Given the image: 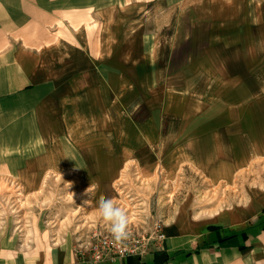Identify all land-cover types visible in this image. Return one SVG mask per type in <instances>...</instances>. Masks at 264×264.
Here are the masks:
<instances>
[{
    "label": "crops",
    "instance_id": "0c3cea01",
    "mask_svg": "<svg viewBox=\"0 0 264 264\" xmlns=\"http://www.w3.org/2000/svg\"><path fill=\"white\" fill-rule=\"evenodd\" d=\"M137 71L149 76L133 86L144 95L137 115L169 117L171 101L182 102L176 137L146 140L188 142L147 157L164 158L166 179L188 168L243 201L193 222L182 212L164 225L159 248L102 264H264V0H0L3 118L41 114L68 139L99 141L116 172L123 151L98 128L112 111L121 123L123 79L134 85ZM89 163L61 172L102 190L105 169ZM0 264L86 262L65 230L46 254H2Z\"/></svg>",
    "mask_w": 264,
    "mask_h": 264
},
{
    "label": "rangeland",
    "instance_id": "374dc122",
    "mask_svg": "<svg viewBox=\"0 0 264 264\" xmlns=\"http://www.w3.org/2000/svg\"><path fill=\"white\" fill-rule=\"evenodd\" d=\"M133 67L124 64L125 69ZM138 71L134 85L131 78L123 79L121 123H114L112 111L111 124L97 127L108 140L106 144L113 149L118 145L123 151L122 168L116 172L114 160L100 157L103 149L99 141L92 140L88 145L68 139L60 127L41 114L30 118L26 111L17 117L3 118L0 111V256L46 254L65 230L74 237L75 254L79 249L85 252L93 236L110 233L109 224L98 212L101 197L111 198L127 213L128 231L135 233H149L156 223L164 229L182 212H187L193 222L209 217L227 203L243 201L240 190L213 189L188 168L177 171L172 180L166 179L164 170L170 178L173 171L164 167L160 156L151 158L154 168L150 171L146 166L151 160L148 155L177 149L188 142L146 140L147 135L176 137L180 127L173 120V113L180 110L182 102L171 101L169 117L160 115L148 120L142 112L137 115L144 95L137 96L133 86L138 84L142 89L149 77ZM186 98L191 100L192 95ZM86 129L81 127L82 132L86 133ZM73 130H79V126ZM100 130L90 132L91 137ZM83 160L105 169L99 175L104 182L102 190L97 184L86 195L80 182L81 172H61ZM76 176L75 183H71ZM225 232L230 235L233 231Z\"/></svg>",
    "mask_w": 264,
    "mask_h": 264
},
{
    "label": "built area",
    "instance_id": "2783aa9c",
    "mask_svg": "<svg viewBox=\"0 0 264 264\" xmlns=\"http://www.w3.org/2000/svg\"><path fill=\"white\" fill-rule=\"evenodd\" d=\"M129 234V238L123 242H116L111 232L95 235L85 252L79 249L76 255L85 260L86 264H102L127 256L141 258L159 248L165 237L160 223H156L149 233L129 231Z\"/></svg>",
    "mask_w": 264,
    "mask_h": 264
},
{
    "label": "clouds",
    "instance_id": "9594fccd",
    "mask_svg": "<svg viewBox=\"0 0 264 264\" xmlns=\"http://www.w3.org/2000/svg\"><path fill=\"white\" fill-rule=\"evenodd\" d=\"M85 194L88 195V189ZM98 212L100 217L109 224L110 232L116 242H123L129 238V217L122 208L116 206L111 198H100Z\"/></svg>",
    "mask_w": 264,
    "mask_h": 264
}]
</instances>
